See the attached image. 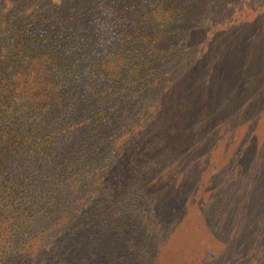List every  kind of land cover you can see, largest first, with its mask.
Instances as JSON below:
<instances>
[{
  "label": "trees",
  "instance_id": "obj_1",
  "mask_svg": "<svg viewBox=\"0 0 264 264\" xmlns=\"http://www.w3.org/2000/svg\"><path fill=\"white\" fill-rule=\"evenodd\" d=\"M202 3L0 0V264H69L97 242L111 202L94 191L131 160L122 120L133 100L158 101Z\"/></svg>",
  "mask_w": 264,
  "mask_h": 264
},
{
  "label": "rangeland",
  "instance_id": "obj_2",
  "mask_svg": "<svg viewBox=\"0 0 264 264\" xmlns=\"http://www.w3.org/2000/svg\"><path fill=\"white\" fill-rule=\"evenodd\" d=\"M198 1L192 50L154 105L131 102V160L91 186L110 214L69 264H264V0Z\"/></svg>",
  "mask_w": 264,
  "mask_h": 264
}]
</instances>
